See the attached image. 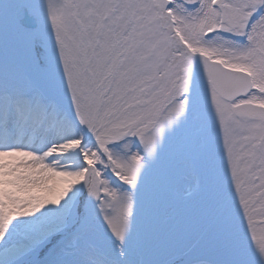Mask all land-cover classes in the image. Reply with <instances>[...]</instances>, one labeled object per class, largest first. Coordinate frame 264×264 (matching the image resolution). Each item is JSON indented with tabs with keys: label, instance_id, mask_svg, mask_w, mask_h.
<instances>
[{
	"label": "snow or ice",
	"instance_id": "snow-or-ice-1",
	"mask_svg": "<svg viewBox=\"0 0 264 264\" xmlns=\"http://www.w3.org/2000/svg\"><path fill=\"white\" fill-rule=\"evenodd\" d=\"M0 264H264V0H0Z\"/></svg>",
	"mask_w": 264,
	"mask_h": 264
}]
</instances>
